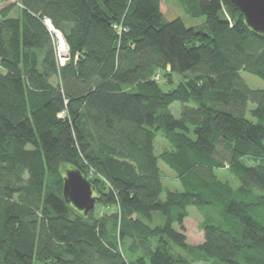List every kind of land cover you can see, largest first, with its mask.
Wrapping results in <instances>:
<instances>
[{"label":"trees","instance_id":"16d2710c","mask_svg":"<svg viewBox=\"0 0 264 264\" xmlns=\"http://www.w3.org/2000/svg\"><path fill=\"white\" fill-rule=\"evenodd\" d=\"M179 1L205 22L166 19L162 0L0 9V264H264V88L242 76L264 80V33L231 0ZM45 18L70 49L64 64ZM68 168L95 187L87 215L64 197Z\"/></svg>","mask_w":264,"mask_h":264},{"label":"rangeland","instance_id":"374dc122","mask_svg":"<svg viewBox=\"0 0 264 264\" xmlns=\"http://www.w3.org/2000/svg\"><path fill=\"white\" fill-rule=\"evenodd\" d=\"M17 2V0L15 1ZM15 13L13 14L14 16L19 13V9H15ZM162 10L165 13V17L168 20H173L177 17H181L185 24L188 27L191 26H200L205 22V16H201L198 18L190 16L182 3L179 0H162ZM242 76L247 82V84L252 87V88H264V80L259 78L256 75H253L248 72H242ZM175 80L178 81L179 78L176 76ZM165 79L162 78V85L167 88L164 83ZM255 105L253 103L250 104V107L253 108ZM174 114L179 117L181 115V103L177 102L172 106ZM160 136L157 141V150L161 151L164 146L167 143L164 141L163 138ZM160 166L162 168L163 174H164V183L171 188L172 190H182V184L177 178L176 172L171 169L166 163L160 162ZM216 174L225 181H229L232 185L237 186L239 182L236 180V178L227 170L224 168H216ZM65 173V170H64ZM116 209H109V208H104L102 206H97L96 208V214L99 216L104 215L107 212H113ZM203 220V216L200 213V211L194 207L191 206L189 207V215L186 217L184 220V226H185V233L188 238V242L191 244H199L204 241V232L201 229V223ZM177 228H179V225H177ZM193 264H204L203 262H193Z\"/></svg>","mask_w":264,"mask_h":264},{"label":"water","instance_id":"95a60500","mask_svg":"<svg viewBox=\"0 0 264 264\" xmlns=\"http://www.w3.org/2000/svg\"><path fill=\"white\" fill-rule=\"evenodd\" d=\"M244 15L247 24L255 31L264 33V0H231ZM63 194L68 203L79 211L89 214L97 203L92 182L76 168L65 172Z\"/></svg>","mask_w":264,"mask_h":264},{"label":"built area","instance_id":"2783aa9c","mask_svg":"<svg viewBox=\"0 0 264 264\" xmlns=\"http://www.w3.org/2000/svg\"><path fill=\"white\" fill-rule=\"evenodd\" d=\"M45 23L48 26L50 32L53 34L56 46H57V56L60 63H66L70 58V49L63 37L62 32L56 28L49 18H45Z\"/></svg>","mask_w":264,"mask_h":264},{"label":"crops","instance_id":"0c3cea01","mask_svg":"<svg viewBox=\"0 0 264 264\" xmlns=\"http://www.w3.org/2000/svg\"><path fill=\"white\" fill-rule=\"evenodd\" d=\"M16 0H0V9L3 8V6H5L8 3H12L15 2ZM22 5L20 3H17V5L15 6V8L12 10L11 15H13L15 13V9H19V13L16 14L15 16H19L21 14L22 11Z\"/></svg>","mask_w":264,"mask_h":264}]
</instances>
